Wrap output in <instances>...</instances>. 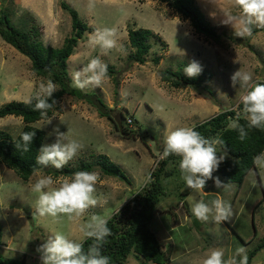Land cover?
I'll list each match as a JSON object with an SVG mask.
<instances>
[{"label":"rangeland","instance_id":"obj_1","mask_svg":"<svg viewBox=\"0 0 264 264\" xmlns=\"http://www.w3.org/2000/svg\"><path fill=\"white\" fill-rule=\"evenodd\" d=\"M64 1L78 11L91 29L85 39L79 40L68 61L72 86L73 73L99 56L108 67L107 79L99 87L90 85L82 92L95 94L115 114L123 113L131 129L140 127L148 135L144 138L123 135L109 120L101 118L93 105L67 95L59 101L60 110L54 116L32 124L46 132L43 145L55 142V135L49 133L56 128L64 133L69 130V139L82 145L77 156L63 169H77L83 163L95 165L97 204L73 220L34 217L37 194L32 192V185L41 177L51 176L56 180L64 175L56 177L50 172L54 168L43 167L29 181H24L16 171L0 162V224L4 229L0 253L11 260L25 257L26 264H41L37 249L55 233L83 243L86 238L81 229L93 216L107 222L134 194L153 182L157 178L154 172L165 159L162 152L166 132L180 127L194 128L222 111H242L241 97L250 89L239 84L233 88L234 72L241 69L249 73L252 84L264 80V29L255 27L257 32L248 44L236 37L234 29L222 23L226 14H237L232 0H196L220 35L219 43L197 34L189 20L158 0H0V12L8 10L16 23L25 21L30 23L29 27H36L46 47L61 48L72 34L71 16L61 7ZM104 28L116 30V47L107 55H101L99 48L89 45V35ZM130 28L148 29L155 34L144 65L130 61L134 52L129 41ZM157 57L158 65L153 63ZM193 61L202 67L201 73H212L209 83L212 95H200L192 87L174 88L162 80L161 72L170 68L182 70L184 64ZM47 81L33 73L29 58L0 36V109L14 101L27 102L34 98L39 85ZM58 89L56 86L55 91ZM130 119L136 124H130ZM23 127L20 117L0 118V131L13 139ZM100 155L119 166L131 184L103 175L96 165ZM217 155L229 158L220 148ZM167 168L175 171L170 176L159 177L163 195L156 205L151 228L165 250L172 247L168 264H202L212 249L223 250L227 259L240 246L246 249L248 257L258 250L252 264H264V172L253 169L237 192V184H228L227 190L215 187L216 177L222 181L217 169L202 192L191 190L187 195L179 163L173 161ZM217 198L231 204L233 215L221 223L210 216L197 229L192 203L201 199L209 203ZM128 263L140 264L134 256Z\"/></svg>","mask_w":264,"mask_h":264},{"label":"trees","instance_id":"obj_2","mask_svg":"<svg viewBox=\"0 0 264 264\" xmlns=\"http://www.w3.org/2000/svg\"><path fill=\"white\" fill-rule=\"evenodd\" d=\"M158 1L166 3L182 15L184 19L189 20L197 34L216 43L220 42V35L198 6L196 0ZM61 7L72 19V34L65 39V43L61 48L46 47L40 39V31L36 27H29L30 23L25 21L21 22V24L19 21L16 23L12 18V13L8 10L0 12L1 38L29 58L35 75L51 80L59 87L49 100L50 103H53V101L54 103L53 107L48 110L46 117H42L39 112L33 110L36 103L34 98H31V103L14 101L0 109V118L15 116L23 119L24 127L16 139L0 131V162L16 171L24 181H29L37 172V169L41 170L43 168V166L36 164V157L39 155V149L43 145L46 132L33 127L32 124L54 116L55 112L60 110L59 101L66 95L93 105L100 117L109 120L114 128L123 135L136 138H144L145 134L148 135L147 130H143L140 127L131 129L129 127L131 125L126 123V116L123 113L115 114V110L106 106L104 101L96 97L95 94L83 93L81 89L72 86L68 61L74 55L79 40L85 39L86 32L91 29L81 19L78 11L68 3L62 2ZM256 32L257 29L253 27L252 34L248 37H243L241 40L248 44L250 38ZM154 38L155 34L151 30L130 28L129 41L131 48L134 50L129 57L130 61L144 65L148 61L149 54L153 48ZM159 61V57H157L154 58L153 63L158 65ZM188 65L184 64L183 67ZM161 77L163 81L169 82L174 88L192 87L200 95L213 94L209 86L213 77L211 72L203 71L200 75L189 78L184 74L183 69L173 70L170 68L161 72ZM258 83H264V80H260ZM239 108L242 110V103ZM237 112L234 109L222 111L209 120L197 124L193 129L206 138L219 137L223 141V146L218 148L228 153L229 158L222 161L218 167V172L223 182L237 184L239 186L238 192L248 174L253 169H256L253 164V157L264 152V129H247V122L241 118L238 123L243 125L248 132L247 137L241 141L238 129L229 127V123L235 120ZM130 124H136V121L132 120ZM24 132L36 133L30 145V150L27 152L18 150L16 147L17 144H22L21 134ZM180 159L177 156L165 158L161 162V167L153 174H157V178L140 192L134 194L131 201L107 221V227L111 230V235L106 238L101 252L102 255L109 258L110 264H129L128 260L133 256L140 264L170 263L173 252L172 247L165 250L164 245L152 230L151 224L155 219L159 197L163 195L159 177L163 174L170 176L175 169H168L167 167L173 161L178 164ZM96 165L106 177H112L129 185L131 184L126 173L113 163L109 157L100 155ZM95 168L93 163H83L77 169H52L50 172L54 173L56 177L58 175L70 177L77 171H95ZM190 192L191 189L187 187L186 194L188 195ZM184 206L187 205L184 204ZM3 237L4 229L0 224V247L3 243ZM239 238L243 244H247L241 237ZM92 243L91 239L86 238L83 242L84 250L87 251L88 246ZM257 251L249 255V264H252ZM0 264H26V262L25 257L11 260L0 253Z\"/></svg>","mask_w":264,"mask_h":264},{"label":"clouds","instance_id":"obj_3","mask_svg":"<svg viewBox=\"0 0 264 264\" xmlns=\"http://www.w3.org/2000/svg\"><path fill=\"white\" fill-rule=\"evenodd\" d=\"M232 4L237 9V14H226L222 23L231 26L236 37L251 35L253 27L264 29V0H232ZM116 43L114 28L98 29L89 35V45L99 48L101 55H107L116 47ZM201 71L202 67L195 61L183 69L189 78L198 76ZM107 76L108 67L98 56L73 73V86L81 90L90 85L99 87ZM231 81L233 88L239 84L241 88L250 89L241 97L242 111L237 112L235 120L229 123L230 128L238 129L239 138L243 141L248 132L238 123L241 118L247 122V129H264V83L252 84V76L241 69L233 73ZM55 90L56 86L51 80H48L47 84L39 85L34 96L36 103L33 110L39 112L42 117H46L48 110L53 107L54 101L50 103L49 100ZM27 102L31 103V99ZM49 135H55L56 140L52 144L41 146L36 164L61 170L77 156L82 145L69 139V130L64 133L56 128ZM35 136V132L22 133V144H17V149L29 151ZM220 146H223V141L219 137L206 138L193 128L180 127L166 132L162 158L180 157L181 178L192 192L199 193L205 189L209 180H213L214 171L224 160V156L217 155ZM253 164L256 169L264 172V152L253 157ZM97 180L98 176L94 171H77L70 177L56 180L51 176L39 178L31 189L37 194L34 217H50L59 221L64 217L73 220L83 216L89 207L97 204ZM214 184L217 189L227 190L230 187L218 177L214 179ZM191 212L200 222H206L212 216L216 223H221L228 221L233 215L231 204L219 198L209 203L202 199L194 201ZM81 230L85 238L93 241L87 251L84 250L82 242L55 233L47 243L37 249L41 254V264H110L109 258L101 252L106 238L111 235L107 222L93 216ZM202 264H249V258L242 246L237 247L234 254L229 255L227 259L223 250L212 249L202 260Z\"/></svg>","mask_w":264,"mask_h":264},{"label":"water","instance_id":"obj_4","mask_svg":"<svg viewBox=\"0 0 264 264\" xmlns=\"http://www.w3.org/2000/svg\"><path fill=\"white\" fill-rule=\"evenodd\" d=\"M194 226L197 228V229H200L201 228V223L200 221H198L197 219L194 220Z\"/></svg>","mask_w":264,"mask_h":264},{"label":"built area","instance_id":"obj_5","mask_svg":"<svg viewBox=\"0 0 264 264\" xmlns=\"http://www.w3.org/2000/svg\"><path fill=\"white\" fill-rule=\"evenodd\" d=\"M130 123H132V120L130 119Z\"/></svg>","mask_w":264,"mask_h":264}]
</instances>
